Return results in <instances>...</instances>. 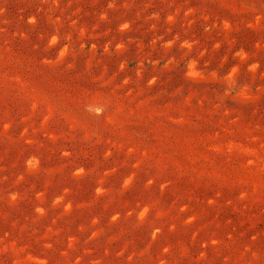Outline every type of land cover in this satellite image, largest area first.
Masks as SVG:
<instances>
[{"label": "rangeland", "instance_id": "374dc122", "mask_svg": "<svg viewBox=\"0 0 264 264\" xmlns=\"http://www.w3.org/2000/svg\"><path fill=\"white\" fill-rule=\"evenodd\" d=\"M0 264H264V0H0Z\"/></svg>", "mask_w": 264, "mask_h": 264}]
</instances>
